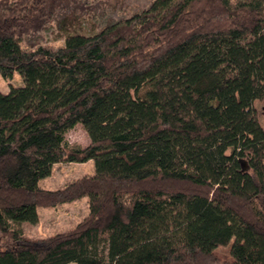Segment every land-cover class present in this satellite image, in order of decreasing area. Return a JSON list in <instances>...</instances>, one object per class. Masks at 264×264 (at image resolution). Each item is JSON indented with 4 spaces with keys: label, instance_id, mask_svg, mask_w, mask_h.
Segmentation results:
<instances>
[{
    "label": "trees",
    "instance_id": "obj_1",
    "mask_svg": "<svg viewBox=\"0 0 264 264\" xmlns=\"http://www.w3.org/2000/svg\"><path fill=\"white\" fill-rule=\"evenodd\" d=\"M76 8L0 0V76L23 78L0 91V264H264V0H152L56 48L22 45ZM77 123L84 147L64 140ZM82 197L73 227L26 234L39 207Z\"/></svg>",
    "mask_w": 264,
    "mask_h": 264
},
{
    "label": "rangeland",
    "instance_id": "obj_2",
    "mask_svg": "<svg viewBox=\"0 0 264 264\" xmlns=\"http://www.w3.org/2000/svg\"><path fill=\"white\" fill-rule=\"evenodd\" d=\"M85 3L86 9L81 12L76 8L73 11H64L62 18L58 22L51 23L37 35H25L21 40L24 47H31V44L41 43L46 46L56 48L64 43V36L68 28L76 25L80 31L92 33L104 28L108 23L141 11L148 6L152 0H80ZM71 16V18L69 17ZM13 78L8 81L0 76V91L6 92L10 86L16 87L23 83V78L15 71ZM255 106L260 112L259 121L264 124V99L256 101ZM66 144L72 147L86 146L89 136L80 123L64 132ZM52 172L48 177L43 178L40 186L54 190L63 186L67 181L77 179L79 176L92 173L94 171L93 162L89 160L84 163H56L52 167ZM88 202L85 197L79 198L56 207H39L37 213L39 219L33 225L23 223L22 227L31 238L45 237L57 232V230H68L73 227L87 214ZM199 216L189 223V227L199 221ZM219 253H225V247H216ZM70 264H75L70 262Z\"/></svg>",
    "mask_w": 264,
    "mask_h": 264
}]
</instances>
